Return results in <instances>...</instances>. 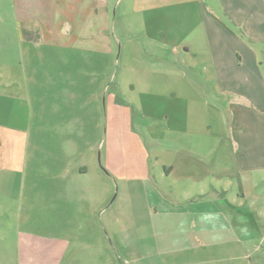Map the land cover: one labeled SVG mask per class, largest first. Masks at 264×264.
Listing matches in <instances>:
<instances>
[{"label":"crops","instance_id":"1","mask_svg":"<svg viewBox=\"0 0 264 264\" xmlns=\"http://www.w3.org/2000/svg\"><path fill=\"white\" fill-rule=\"evenodd\" d=\"M194 1L197 0H140V3L148 10L152 5ZM13 2L22 8L13 25L7 23L8 28L0 31V182L6 186L14 181L15 198L21 193L29 198L25 177L29 176L30 164L47 161L42 158L46 144L37 134H84L82 143L68 135L54 142L56 173L35 176L39 204L36 227L41 240L56 243L75 240L71 233L79 229L84 230L82 233L87 235L85 240L89 244H102V228L105 235L110 228L119 238L118 213L108 215V207L119 208L118 221H121L124 215L120 206L128 204L135 223L132 256L135 264H264V79L258 71L264 59L257 58L243 38L219 22L218 17L209 16L213 35L225 39L211 44L214 75L196 78L195 96L213 110L207 102L223 96L226 110L230 112L229 132L236 131V140L227 139L224 131L216 129L219 123L216 110L206 128L197 127L196 140L182 138L189 133L185 127L166 128L170 136H179L180 140L162 144L152 139L157 146L150 153L147 143L135 134V150H139L135 158H125L123 152L122 156L116 153L110 156L106 150L97 159L96 149L102 148V130L108 128L101 103L102 80L98 87L91 88L98 81L96 77L68 76L61 80L57 76L61 73L56 72L46 83L53 88L61 85V96L52 95L48 104L45 95L38 93L40 83L32 75L39 68L61 67L53 48L58 52H97L98 48L106 52L108 0ZM211 3L221 8L230 24L242 30L243 36L251 41L264 40V0H211ZM139 6L135 0L136 11L140 10ZM253 17L255 23H251ZM0 19L4 20L1 16ZM44 46L49 47L43 50ZM222 50L227 56L221 57L229 61L220 62L218 53ZM240 50L250 55L242 59L238 56ZM14 51H19L22 58L10 61L9 54ZM67 63L68 69L77 67L72 61L63 64ZM236 67L255 70V73L253 76L237 73L233 71ZM178 79L176 83L180 86ZM166 81L169 80L165 77L135 75V101H140L144 93H150L156 100L157 96L152 93L156 91L155 86L160 89L159 97L169 95L166 91L175 94L171 83L165 88ZM182 84L188 85L189 81ZM179 86L175 90L182 91ZM205 95L210 99H204ZM146 112L154 120L153 125L163 117ZM152 128L157 129L156 125ZM113 132L117 139L120 130L115 127ZM91 133H96L93 142ZM120 143L124 145L119 139L112 147L123 151ZM165 151L166 157H160ZM152 154L154 161H151ZM81 155L78 162L71 163ZM60 162L68 163L63 168ZM157 179H167L170 191L162 189L160 195L153 184ZM184 182H194L195 187ZM114 183L116 194L110 200ZM174 185L179 188L173 189ZM56 193L64 197L66 206L63 210H51L50 214L47 211L43 216L40 205L48 203L51 194ZM74 198L82 207L79 218L68 207ZM147 259L149 262L144 263Z\"/></svg>","mask_w":264,"mask_h":264},{"label":"rangeland","instance_id":"2","mask_svg":"<svg viewBox=\"0 0 264 264\" xmlns=\"http://www.w3.org/2000/svg\"><path fill=\"white\" fill-rule=\"evenodd\" d=\"M138 2L140 5L138 9L140 10L136 11L135 0H108L110 18L108 23V50L106 52L99 48L97 52L86 53L73 52V50L58 52L57 49H51L55 51L53 55L56 57L58 66L61 67L54 69L43 67L35 70L36 73L32 76H35L34 78H37L38 83H40L38 93L45 95L48 104H51L52 95H60L61 85L53 88L52 85L46 83L49 77L57 75L56 72L61 73L57 75L61 80L68 76L73 78L96 77L98 81L93 83L91 88L98 87L102 80L100 83L101 103L103 114H107L106 125L108 128L102 130V148L99 146L96 149L97 159L101 155L100 153L104 156L106 150L110 156L115 155V153L116 156H122L123 152V157L135 158V152L139 153L138 148L135 150L137 137L147 143L150 153L157 146L153 142H161L162 144L178 142L179 136H170L166 128L185 127L189 133L182 138L188 137L196 140L197 133L195 131L198 130L197 127L202 125L206 128V123L208 121L210 123L211 116L216 110L219 116L218 128L216 129L219 132L224 131L227 139L236 140L234 137L237 135L236 131L233 129V132H229L227 119L230 117V112L228 109L226 110L224 102L226 100H223V96H219L217 101L207 102L215 110L205 104L202 105L199 102L200 99L195 96L196 78H211L214 75L211 66L213 54L211 44L216 43V40L221 38L214 36L211 32L212 22L209 16L218 17L219 22L229 30L237 32L259 59H264V40L251 41L247 36H243L242 30L230 24L227 17L224 16L225 13L221 11L220 7L215 8L211 0L178 2L169 6L152 5L149 6L150 9L148 10H145L147 7L142 6L140 0ZM13 3V0H0V16L4 18L3 21L0 19V31L3 28H8L7 23L13 25L19 8H22L16 3L14 6ZM251 23H255L254 17ZM224 39L221 38L220 41ZM48 47L44 46L42 49L46 50ZM241 49L246 51L243 47ZM244 52L238 51V56H241L242 59L250 55ZM218 54L220 62H223L224 59L221 56H227V54H223V50ZM9 55L10 61H17L22 58L19 51H14ZM0 58H2V54H0ZM68 61H72L77 67L73 69L70 66L68 69L66 66L69 63L63 64ZM225 61L227 62L229 59L226 57ZM146 65H149L150 68H146ZM233 71L249 73L251 76L255 73V70H249L245 67H236ZM258 71L259 76L264 79V65L260 66ZM135 75L150 76L156 79L165 77L170 81H166L165 88L171 83L170 88L175 94L170 95L166 91L169 95L159 97L158 91L160 89L153 86L156 91L152 93L157 96L156 100L151 97L150 93H144L141 94L140 101H135ZM179 77L184 82L189 81V84L183 85V81H180ZM176 79L180 82V86L177 85ZM177 86L184 90H175ZM48 90L49 93H47ZM52 92L53 94H51ZM205 98L208 96L205 95ZM41 103L38 102L39 105ZM146 111L150 114L163 115L162 119L155 124L157 129L152 128L155 126L153 125L154 120L147 117ZM145 115L146 117H144ZM115 127L120 130L117 139H115L116 134L113 132ZM136 129L137 132H135ZM91 134L93 142L96 133ZM37 135L39 140L46 144L47 150L43 152L45 156L42 155V158L47 161L42 164H30L29 176L25 177L29 188L27 191L29 198L25 197V199L22 193L15 198V194H13L15 190L14 181L6 186L3 181L0 182V264H135L132 259L135 253V228L133 227L135 223L131 218L128 204L120 206L124 215V219L121 221H118L121 213L119 214V208L116 205L109 206L107 211L108 215L118 213L116 227L120 228L117 233L121 239L117 238L110 228L105 235V230L102 228L101 232L104 236L102 244H89L85 240L87 235L82 233L84 230L79 229L71 233V237H75V240L64 243L41 240L38 235L39 229L36 227V210L39 204L34 186L35 176L37 174L46 176L56 173V166L53 163L55 159L54 142H60L64 136L68 135L82 143L84 134L80 132L69 134L43 132ZM173 135L175 134L173 133ZM119 139L124 143V145L120 143L121 146L123 145V151L112 147ZM166 154L165 151L160 157H166ZM81 157L83 155L77 156L71 160V163L78 162ZM150 157L151 161H154V155L152 154ZM55 163L58 164L57 161ZM67 163L60 162V166L64 168ZM127 169L129 170L130 167ZM1 173L2 171H0ZM156 181L153 184L157 186L156 189L160 195L162 189L170 191L167 189V179L165 181L157 179ZM184 183L189 187H195L194 182ZM178 188L174 185L173 189ZM115 194L116 186L110 200ZM180 195L183 196L182 193ZM192 197L194 198V196ZM63 198L61 194H51L47 205H40L42 215L44 216L47 211L50 214L51 210L57 208L63 210V207L66 206ZM26 201L28 206H25ZM78 202L80 201L74 198V202L68 204L77 218L82 215V207L78 205ZM78 210L81 211L78 212ZM148 262V259L144 261V263Z\"/></svg>","mask_w":264,"mask_h":264}]
</instances>
